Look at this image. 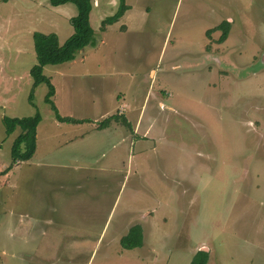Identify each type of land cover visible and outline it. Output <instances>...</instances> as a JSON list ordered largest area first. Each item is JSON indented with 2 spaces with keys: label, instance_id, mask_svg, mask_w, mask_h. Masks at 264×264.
I'll return each instance as SVG.
<instances>
[{
  "label": "rangeland",
  "instance_id": "1",
  "mask_svg": "<svg viewBox=\"0 0 264 264\" xmlns=\"http://www.w3.org/2000/svg\"><path fill=\"white\" fill-rule=\"evenodd\" d=\"M124 1L94 46L43 67L74 123L56 120L29 72L33 32L71 34L63 7L0 0V264H33L37 238L56 260L58 234L85 226L95 239L104 228L89 262L140 226L157 264H190L201 246L208 264H264V65L250 69L264 53V0ZM36 111L34 153L12 162L18 130L5 135L1 117ZM63 240L61 257L86 259Z\"/></svg>",
  "mask_w": 264,
  "mask_h": 264
},
{
  "label": "trees",
  "instance_id": "2",
  "mask_svg": "<svg viewBox=\"0 0 264 264\" xmlns=\"http://www.w3.org/2000/svg\"><path fill=\"white\" fill-rule=\"evenodd\" d=\"M6 1V0H2ZM52 6L61 5L64 3H72L76 7V14L71 16L68 20L72 27L71 34L62 42H58L55 33H42L35 31L32 33L33 49L35 52L36 63L30 67V75L33 78V86L41 82L47 84V92L45 100L51 105L54 111V116L58 121L64 122H80L81 119L73 118L71 116H62L58 113L57 108L51 99L54 94V87L43 73L45 65H54L75 59L76 55L86 46H94L96 44L95 32L89 23V12L92 6V0H48ZM129 6L124 0H118L116 10L111 15L105 16L100 22V30H104L106 25L111 24L119 19L124 11ZM222 30L220 40H223L228 32L226 24L219 26ZM32 100V94L29 96ZM32 103V102H31ZM40 114L36 111L32 115L27 116H5L1 117V123L4 128L5 135L12 134L15 130L18 133L12 140L10 147V156L12 162L24 161L31 158L35 150L36 144V127L40 121ZM123 119V116L111 115L105 117L99 122V128H104L108 125L110 120ZM142 240V231L140 226L130 227L127 233L120 238V244L124 248H132L139 246ZM204 250L197 251L191 258L190 264H205L206 257Z\"/></svg>",
  "mask_w": 264,
  "mask_h": 264
},
{
  "label": "crops",
  "instance_id": "3",
  "mask_svg": "<svg viewBox=\"0 0 264 264\" xmlns=\"http://www.w3.org/2000/svg\"><path fill=\"white\" fill-rule=\"evenodd\" d=\"M116 1L117 0H93L92 6H91V9L89 12V23L92 27H93V24L96 26V27H93L94 32H96L97 30L101 31L99 29L100 24H97L98 21L100 23L101 20L105 16L111 15L112 13H114V11L116 10V7H117ZM67 4H72V3H64L61 5H57V7H63L61 10H63L67 19H69L71 16H73L75 14H73V11L70 7L65 6ZM128 9H129V7H128ZM117 21H115L113 23H116ZM121 24L124 25V23H119L118 24L119 27ZM64 116H66V115H64ZM59 122H61V121H59ZM36 143H37V131H36ZM15 162H19V161L17 160ZM62 217H64V216H62ZM62 217H58L55 219H48L47 223L51 226L56 225V224L61 226L60 225L61 223L59 224L58 221H60L61 219L66 221V218H62ZM33 220H35V218H33ZM128 229H125L121 233L115 234V236L112 238L113 242H115V243L120 242V238L127 233ZM40 230H41V232H43L42 226H40ZM103 230H104V228L101 229V231L98 233L97 239L92 238L97 232L87 228V226H85V228H83L81 230L82 233L80 232L77 235H74L73 231L72 232L69 230L61 231L58 234V236L61 238H58V237L55 238L54 242L51 244L52 248L54 247L57 249V251L55 252L56 257H57L56 260H53V257H55V256L48 255L47 251L40 245L39 238H37L35 240V243H34V251L40 249L42 254L35 256L36 261H34L33 264H157L156 261H157L158 257L154 254V252L152 250L148 249L147 252H145V253H143L140 250L141 246L146 245L145 240H144L145 234L143 232H142V240H141V244H140L141 246L139 245V246H135L132 248H124L121 245L119 247H117L115 244L113 247H111L112 243H109L108 246L103 249L99 258L95 262H93V260H91V262H89V258L92 256L93 251L95 249V246H96L101 234L103 233ZM58 239H64L62 242V246H63L64 250H66L68 248L67 249L68 251H70L69 249H71L72 253H75V254L85 253L86 259L83 260L82 262H77L75 260L69 259V258H73V256H69V258L68 257H65V258L61 257L59 254V250H58L59 245H57ZM48 243L49 244L51 243L50 238L48 240ZM201 247H203V246H201ZM201 247H200V249H201ZM50 253L52 254V252H50ZM66 258H68V259H66ZM154 258H156V260ZM208 263H209V261L206 262L205 264H208Z\"/></svg>",
  "mask_w": 264,
  "mask_h": 264
},
{
  "label": "water",
  "instance_id": "4",
  "mask_svg": "<svg viewBox=\"0 0 264 264\" xmlns=\"http://www.w3.org/2000/svg\"><path fill=\"white\" fill-rule=\"evenodd\" d=\"M261 65H264V53L261 55L260 59L258 60V62L252 66H250V69H256L257 67L261 66ZM200 250H204L206 251L207 248H203L201 247Z\"/></svg>",
  "mask_w": 264,
  "mask_h": 264
}]
</instances>
